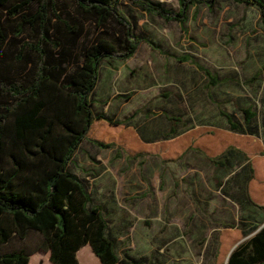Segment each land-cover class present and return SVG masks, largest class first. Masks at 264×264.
<instances>
[{
    "label": "rangeland",
    "instance_id": "obj_1",
    "mask_svg": "<svg viewBox=\"0 0 264 264\" xmlns=\"http://www.w3.org/2000/svg\"><path fill=\"white\" fill-rule=\"evenodd\" d=\"M151 1L174 14L180 11L178 0ZM208 3L192 6L186 23L180 24L146 15L124 0L120 10L145 41L132 59H106L98 84H114L121 95L114 96L112 110L121 121L142 124L145 116H156L154 125L166 123L169 127V118H174L178 120L173 138L200 129L217 131L218 142L233 136L235 144L253 157L251 162L256 160L263 175L264 162L258 160L264 158V27L260 12L256 6L234 0H218L214 9ZM0 13L9 33L3 55L6 75L25 77L36 58L29 44L36 43L37 37L27 24L20 36L16 31L22 16L32 12L16 17ZM52 17L55 40L76 65L83 44H91L98 31L68 0L58 1ZM68 27L79 32L76 44L70 41ZM143 84H149L145 93ZM103 95L106 93L98 88L93 96L96 112L100 111L97 99ZM245 109L255 115L250 125L245 123ZM159 110L165 111L167 119L158 116ZM223 113L233 117L244 135L229 132ZM123 124L124 130L132 129ZM147 136L142 140L154 143L166 135ZM117 151L85 144L71 169L88 186L93 205L102 207L108 235L120 258L129 254L148 264H218L221 240L227 241L229 254L246 239L237 229L227 227L255 226L264 220V212L242 202L249 175L244 159L233 161L230 174L225 175L224 169L197 152L162 163L156 157L131 160L123 152L118 157ZM39 243L40 236L32 232L24 242L13 239L5 250H35ZM79 258L81 264H88L86 256L79 253ZM226 261L227 256L219 264ZM31 264L52 263L47 253L38 251Z\"/></svg>",
    "mask_w": 264,
    "mask_h": 264
},
{
    "label": "trees",
    "instance_id": "obj_2",
    "mask_svg": "<svg viewBox=\"0 0 264 264\" xmlns=\"http://www.w3.org/2000/svg\"><path fill=\"white\" fill-rule=\"evenodd\" d=\"M58 1L0 0V10L11 17L32 12L22 16L16 36L27 24L37 37L36 43L29 44L36 57L31 71L19 79L8 77L3 55L9 33L0 13V264H30L38 251L49 253L52 264H80L78 252L86 245L102 264H148L129 254L120 258L108 235L102 207L93 205L88 186L72 171L75 155L85 144L114 148L118 157L123 152L131 160L156 157L162 163L177 162L189 152H197L224 169L225 175L230 174L233 161L244 159L249 169L245 200L252 210L264 212V174H259L256 160L251 162L253 157L235 144L233 136L218 142L217 131L200 129L173 139L178 119L169 118L171 127L165 141L145 144L134 130H124L121 121L95 111L93 96L104 61L131 59L145 40L120 10L124 0H68L98 31L91 44H83L73 65V56L55 40L52 13ZM127 1L146 15L185 24L192 6L209 2V8L214 9L218 0H178V14L151 0ZM234 2L256 6L264 27V0ZM67 32L76 44L79 32L70 27ZM243 113L250 125L255 115L249 109ZM223 115L230 124L229 132L244 135L231 115ZM261 226L227 227L237 229L246 239L229 254L227 241L221 240L218 264L226 256V264H264ZM32 232L40 236L37 249L5 250L13 239L24 242Z\"/></svg>",
    "mask_w": 264,
    "mask_h": 264
},
{
    "label": "crops",
    "instance_id": "obj_3",
    "mask_svg": "<svg viewBox=\"0 0 264 264\" xmlns=\"http://www.w3.org/2000/svg\"><path fill=\"white\" fill-rule=\"evenodd\" d=\"M138 50H139V48H138ZM137 50V51H138ZM137 53V52H136ZM136 55V54H135ZM134 55V56H135ZM133 58V57H132ZM131 58V59H132ZM99 83V82H98ZM100 85H102V87H100ZM144 85V86H143ZM142 85V87H143V89H142V93H145L146 91H147V89H144V87H148V85L149 84H143ZM146 85V86H145ZM98 88H101L102 89V92L103 93H106V95H103L102 97H99V99H97V101L98 102H100V112H103V113H105V114H107V115H109L110 117H112L113 119H115V120H119V121H121L120 119H118L117 118V114H116V112H112V110L114 111V102H113V98H114V96H116V97H118V96H121V95H119V93L118 92H115V88H114V84H98L97 85V87H96V89H95V91H94V95H95V93H96V91H97V89ZM119 98V97H118ZM94 106H96L95 105V103H94ZM156 112V111H155ZM154 112V113H155ZM153 112H152V115L154 114ZM165 111L164 110H159V114H158V116H162V118L163 119H167V117L165 116ZM156 116H154V117H152V118H150L149 116H145L144 118H143V120H142V124H138V123H130V122H123V121H121V122H123V123H125V125H127L128 127H130V128H132L137 134H138V136H139V138H140V140L142 141V142H144L143 140H142V136H149V135H151V134H153L154 136H157V135H159V133L161 134V133H164L166 136H167V132H169L168 130H170V127L171 126H166V123L164 124V125H161V126H156V125H154L153 123H152V120L155 118ZM167 133V134H166ZM184 135V134H183ZM183 135H180V136H178V137H174L173 139H176V138H179V137H181V136H183ZM147 136V137H148ZM166 136H165V138L163 139V140H161V141H157V142H154V143H146V142H144L145 144H155V143H159V142H163V141H165V139H166ZM172 140V139H171ZM81 150V149H80ZM79 150V151H80ZM115 150V149H114ZM78 151V152H79ZM77 152V153H78ZM76 153V154H77ZM77 174V173H76ZM242 188H241V186L239 187V190H241ZM242 202L244 203V205H245V207L246 206H248L247 205V202H246V200H245V195H244V197L242 198ZM261 225L263 226L264 225V220L262 221V223H261ZM261 226V227H262ZM90 249H92V248H90V245H86V246H84L79 252H78V259H79V261H80V258H79V253L80 254H83L84 256H86V259L88 260V264H99V262H98V260L95 258V256L93 255L94 253H93V251L91 252V250ZM45 253V252H44ZM48 255H49V259H50V254L49 253H47ZM100 261V260H99ZM100 263H101V261H100ZM30 264H31V260H30ZM80 264H81V262H80ZM102 264V263H101Z\"/></svg>",
    "mask_w": 264,
    "mask_h": 264
},
{
    "label": "water",
    "instance_id": "obj_4",
    "mask_svg": "<svg viewBox=\"0 0 264 264\" xmlns=\"http://www.w3.org/2000/svg\"><path fill=\"white\" fill-rule=\"evenodd\" d=\"M263 226H264V225H263ZM263 226H262V227H263ZM236 247H237V246H236ZM236 247H235V248H236ZM235 248H234V249H235ZM234 249H233V250H234ZM233 250H232V251H233Z\"/></svg>",
    "mask_w": 264,
    "mask_h": 264
}]
</instances>
